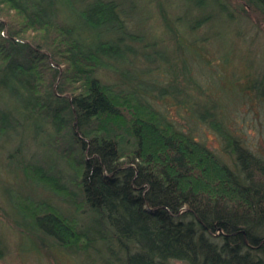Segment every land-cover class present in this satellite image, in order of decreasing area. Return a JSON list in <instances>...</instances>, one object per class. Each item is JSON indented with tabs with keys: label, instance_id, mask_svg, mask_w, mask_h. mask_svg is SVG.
Returning a JSON list of instances; mask_svg holds the SVG:
<instances>
[{
	"label": "trees",
	"instance_id": "1",
	"mask_svg": "<svg viewBox=\"0 0 264 264\" xmlns=\"http://www.w3.org/2000/svg\"><path fill=\"white\" fill-rule=\"evenodd\" d=\"M184 1L201 11L222 7ZM243 1L264 14V0ZM126 3L0 0V88L16 101L0 106V135L39 121L32 134L45 132L71 165L74 193L57 173L29 168L74 196L84 214L82 223L50 203L28 205L29 228L43 241L36 248L49 239L96 251L105 264H264V159L231 138L232 167L147 102L139 75L128 88L103 80L100 69L131 59L142 39L130 31ZM187 15L182 27L191 30L211 18ZM254 79L264 105V85ZM200 114L228 137L213 113Z\"/></svg>",
	"mask_w": 264,
	"mask_h": 264
},
{
	"label": "rangeland",
	"instance_id": "2",
	"mask_svg": "<svg viewBox=\"0 0 264 264\" xmlns=\"http://www.w3.org/2000/svg\"><path fill=\"white\" fill-rule=\"evenodd\" d=\"M133 1L137 9H129V0L125 5L127 23L142 39L134 43L131 59L100 69L103 80L128 88L135 84L132 76L139 75L147 102L231 166L235 160L231 138L264 159V105L249 85L254 78L264 85V14L243 0H220L222 7L209 5L204 11L184 0ZM205 13L211 18L198 27L191 30V23L182 27V16L197 21ZM1 90L0 106L16 104ZM207 109L228 140L200 117ZM36 122L30 120L15 132L0 135V264H105L96 251L51 246L49 239L42 243L43 249L36 248L42 240L29 228L28 205L44 201L82 223L84 216L71 200L75 197L66 194L75 190L71 165L45 132L32 134L37 132ZM29 167L57 173L66 193L38 182Z\"/></svg>",
	"mask_w": 264,
	"mask_h": 264
}]
</instances>
